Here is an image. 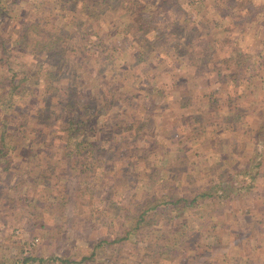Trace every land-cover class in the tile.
Wrapping results in <instances>:
<instances>
[{"label": "rangeland", "instance_id": "1", "mask_svg": "<svg viewBox=\"0 0 264 264\" xmlns=\"http://www.w3.org/2000/svg\"><path fill=\"white\" fill-rule=\"evenodd\" d=\"M178 1L177 16L162 0H119L96 18L80 1L0 0L2 38L29 23L67 33L49 91L52 58L0 54V95L12 79L28 89L0 168V264H264V0ZM139 3L158 34L137 31ZM237 51L249 68L232 80ZM69 94L94 139L82 166L64 158ZM181 198L195 203L166 204ZM149 201L169 214L119 240Z\"/></svg>", "mask_w": 264, "mask_h": 264}, {"label": "trees", "instance_id": "2", "mask_svg": "<svg viewBox=\"0 0 264 264\" xmlns=\"http://www.w3.org/2000/svg\"><path fill=\"white\" fill-rule=\"evenodd\" d=\"M70 1H80L83 3L84 11L88 13L89 17H96L98 15V12L102 9L111 8L114 3H116L119 0H63V9L70 4ZM91 5V7H89ZM165 5L168 9V12L170 14H173V16H177L182 14L184 11L181 10L180 4L178 0H162V6ZM137 6L140 8L138 12L140 14L136 18V22L138 24L137 31L145 33V28L148 25H153V27L156 30V33L158 34L157 24L154 23L152 19L149 20L145 19L143 16V10L146 8L142 4H137ZM148 20V21H147ZM179 27V24L176 23H170L168 22L164 27V32L167 34H170V32L179 30L177 29ZM135 30V28H134ZM53 31H57L56 28L53 29ZM53 31L45 30L44 28L38 26L36 23H29L28 25H25L22 33L20 36H17L16 38L7 36V38L0 37V54L2 57L8 61L9 58H11V54L15 51H21L25 49H29L33 53H44L48 58H52V63H49L51 68L55 71H49L48 73L43 74L44 78L41 77L45 81V91L52 90L53 83L52 79L57 77L55 76L56 73H60V70L64 67H66V61L63 59V53H62V46H63V38L67 35V33H61L59 32V35H55ZM146 35V34H145ZM176 35V33H175ZM159 35H156V37ZM11 39H10V38ZM161 37V36H160ZM159 37V38H160ZM178 39V44H176V47H174L175 50H178L177 46H179V41L182 43L181 36L177 35L176 37ZM142 43L148 44V39L143 38ZM84 53L86 52V49L84 50ZM233 59H235V63L237 64V68L234 70L230 77H233L232 80H237V77L239 78L238 73L242 70L245 72L248 71L249 65L248 63V56L242 54L241 52H235V55H232ZM105 58L104 60H106ZM72 68H74V75L73 79L76 78L79 79L81 76H79L81 73L80 69H82L79 65L75 64ZM52 72V73H51ZM51 73V74H50ZM50 74V75H49ZM36 76V74H35ZM54 76V77H52ZM39 77V75L37 76ZM235 82V81H234ZM240 82V81H239ZM238 84H242L238 83ZM237 86L239 87L240 85ZM2 93L0 95V108L3 110V107H6L4 109L3 114L0 115V120L2 122L0 125L2 126V129H0L1 137H0V168L7 170L8 167H6V164H11L10 160V153L12 150L14 151L16 149L15 142L12 141V131L9 130L8 124L11 123L12 116L9 117V112L14 108V102L13 98H22L24 94H26V91L28 89L25 87V81H17L16 79H12L8 84H4L2 87ZM71 95L75 96V93H70ZM68 95V111L72 113L71 118L68 122V129L67 131H64L63 136H65V139L62 138L63 150H64V158L72 159L75 157L76 164L84 165L89 164L91 159L90 156L93 155V151L95 150V146L93 145L94 142H92L94 139L92 136H90L89 132H85V128L87 127V120L82 118L85 113L86 105L80 106L77 104L76 99L74 101L71 98V95ZM4 99L7 100V103L4 102ZM94 103V102H93ZM2 112V111H0ZM99 113H96V116H98ZM92 154V155H91ZM225 182V181H224ZM229 183V182H228ZM223 184V183H222ZM225 184V188L228 186V184ZM209 196V195H208ZM216 196V195H215ZM149 201L146 206H144L141 210V213H139L135 218L132 219L129 228H126V237L121 238L119 240H127L129 238V234L132 233L134 230H141L147 227V225H152L154 221L157 219V217H163L165 214H169V211L165 212L164 208L157 209L158 206H150ZM195 203V199L193 200H187V199H177L174 202H166L167 205L172 206V210H186L189 207H192ZM168 210V209H167ZM173 211L170 210V213ZM86 260V258H85ZM30 262H38V264L42 263V260L36 258V257H29L23 259L21 261L22 264H29Z\"/></svg>", "mask_w": 264, "mask_h": 264}]
</instances>
